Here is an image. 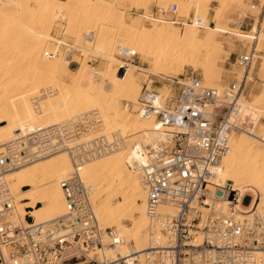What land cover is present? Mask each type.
Here are the masks:
<instances>
[{"label":"bare ground","instance_id":"bare-ground-1","mask_svg":"<svg viewBox=\"0 0 264 264\" xmlns=\"http://www.w3.org/2000/svg\"><path fill=\"white\" fill-rule=\"evenodd\" d=\"M150 1L0 0V156L10 144H16L20 152L30 149L35 153L30 141L39 131L84 116L94 118L95 125L74 139H55L54 145L65 143L56 149L89 143L101 135L124 139L121 148L91 158L79 173L98 223L121 238L117 252L114 247L97 251L102 256L120 253L123 257L130 250L143 254L149 249L154 223L147 212L143 168L152 150L182 132L161 124L153 114L146 119L144 113L129 112L130 104L134 112L139 109L143 89L135 71L173 80L186 67L200 68L203 84L216 88L221 86L223 66L230 59L228 45L221 38L232 36L249 48L255 40L264 41L259 23L249 32L227 24L225 11L241 7L245 0H153L165 10L177 4L178 17L190 19L183 23L148 13ZM144 8L137 17L127 14ZM211 11L214 27L205 24ZM61 22L66 23L64 29ZM56 25L60 29L55 36L51 32ZM58 36L73 39V47L85 58L74 54L68 59L63 49L70 40ZM90 55L105 62L102 70L83 63ZM137 55L151 69L130 61ZM122 68L126 73H120ZM259 76L264 78V57ZM147 84L153 89V79ZM170 95V86L163 85L153 105L163 108ZM122 99L129 104L122 105ZM241 104V131L233 134L228 152L211 169L210 187L230 186L243 197H252L249 203L237 204V211L248 213L257 208L264 217V87L252 100L243 94ZM68 148L47 157L35 154L10 171L0 169L13 200L14 213L9 218L13 224L27 226L30 219L53 233L64 232L62 218L67 209L61 181L73 172ZM228 208L227 201L218 207L224 213ZM158 212L175 211L161 206Z\"/></svg>","mask_w":264,"mask_h":264},{"label":"built area","instance_id":"built-area-1","mask_svg":"<svg viewBox=\"0 0 264 264\" xmlns=\"http://www.w3.org/2000/svg\"><path fill=\"white\" fill-rule=\"evenodd\" d=\"M177 12L178 5L173 4L167 10L156 7L152 15L177 21ZM67 43L63 50L68 59L74 54L85 58L72 42ZM262 56L264 50H258L255 40L250 50L236 54L234 78L220 87L205 86L195 71L166 80L173 96L163 108L153 105L157 91L144 83L136 113L153 114L161 124L182 130L152 150L143 168L147 212L154 223L147 251L130 250L123 257L97 253L110 247L117 252L121 241L112 229L98 223L79 175L86 161L122 147L124 139L118 135L111 139L101 135L89 143L62 147L68 148L73 163V172L61 181L67 209L63 233H53L31 220L27 226L13 224L9 220L13 200L0 178V264H264V217L257 208L248 213L236 209L252 197H243L230 186L210 187L211 169L228 152L233 134L241 131V97L254 83L249 80L250 71ZM98 61L88 56V64ZM48 91L42 90L38 98ZM38 98L34 99L36 107ZM129 109L133 111L132 104ZM95 123L94 118L84 116L41 130L30 141L35 153L30 149L20 152L16 144H10L0 156V169L10 171L35 154L47 157L62 150L56 148L65 143L54 145L55 139H74ZM222 201L229 203L226 213L218 209ZM161 206L175 212L159 213Z\"/></svg>","mask_w":264,"mask_h":264},{"label":"rangeland","instance_id":"rangeland-1","mask_svg":"<svg viewBox=\"0 0 264 264\" xmlns=\"http://www.w3.org/2000/svg\"><path fill=\"white\" fill-rule=\"evenodd\" d=\"M32 2V1H31ZM30 2V6H32L31 8L35 9V5L32 4ZM245 5H242L241 7L239 6H231L228 10L225 11V14H226V20H227V24L234 28V29H237V30H242V31H249L251 28H252V24H254V22L257 20V23L258 24V29L261 30L262 32H264V21L262 20V18L264 19V17H262V13L264 12V0H245L244 1ZM148 13L152 14L155 10H156V7H157V4H156V1H150L148 4ZM214 6L217 5V3H213ZM253 6H256L254 9L252 8ZM145 11V8L144 9H134V10H131V11H128L127 14L133 16V17H137L138 15L142 14L143 12ZM179 14V13H177ZM194 15V12L192 11L190 13V18L193 17ZM242 16H245L244 18H240ZM178 20H180V22H188L190 19L189 18H186V17H179ZM173 21V20H172ZM259 21V22H258ZM234 22H238V24H234ZM60 24H63V29L65 28L66 26V23H60ZM206 25L208 26H211V27H214V23H213V12L211 11L209 16H208V20L205 22ZM246 24H250L248 26V28H246ZM60 26V25H59ZM59 26L57 27V25L53 28L51 34L52 35H57V31L60 29ZM177 27H183L182 25H177ZM57 28V29H56ZM64 38V37H63ZM65 40H70V42L73 43V39H66L64 38ZM72 40V41H71ZM224 44H227L228 46L226 47V51L230 54V59L227 61L226 64H224L223 66V73H222V83H227L229 81H231L233 78H234V75L232 72H235V67L233 66L234 64V61L236 59V54H241L242 52L245 51V49H248L250 50L251 48L249 47H244V45L240 42H237V40L232 37V36H226V37H223L220 39ZM258 50H264V41H258ZM79 56V55H78ZM118 57L124 59L125 61L129 62V58L125 57L124 55H118ZM137 57L135 59V61L133 62L134 65L138 66V67H144L146 69H151V66L147 65V64H144L143 62V59L141 56L137 55L135 56ZM220 58H223L224 56H219ZM264 57V56H263ZM263 57L261 58V61H259L257 64L255 63V66H254V69H253V74H251V77L253 78V84H251L247 91L245 92V96L247 99L249 100H252L253 97H256L258 96L262 90H263V87H264V78L263 77H260L259 76V71H260V68H261V63L263 62ZM81 60V59H80ZM85 63L86 65L90 66V67H95L97 70H102L104 68V61L103 60H99L97 63H90V64H87L86 60L83 62ZM131 63V62H130ZM132 63V64H133ZM80 64H82V61H80ZM127 69L125 68H122L120 70V73L121 74H124L126 73ZM192 71H195L200 77L203 78V73L201 71L200 68H197L195 70H193L192 68H189V67H186L184 72L181 73V75H185V74H188ZM136 74L138 75L139 77V80H140V85L141 87L143 88V85L144 83L149 80V79H153V82L156 83L154 85V90H158V88L162 87L163 85H168V81L164 80V79H161V78H158V77H155V76H152L146 72H141L140 70H136L135 71ZM180 75V76H181ZM175 76H173V80L174 79H177L178 77L174 78ZM169 86V85H168ZM142 92V91H141ZM140 96H141V93H140ZM173 96L170 95L168 97L171 98ZM140 98V97H139ZM167 99V100H168ZM128 100H125V99H122L121 100V104L122 105H128L129 102ZM133 105V104H132ZM129 106V105H128ZM128 110L131 114L133 115H136L138 113L134 112V106H133V111H131L128 107ZM149 115V116H148ZM148 115H144V118H149L152 114H148ZM262 123L264 124V118L262 119ZM30 220V219H29Z\"/></svg>","mask_w":264,"mask_h":264},{"label":"crops","instance_id":"crops-1","mask_svg":"<svg viewBox=\"0 0 264 264\" xmlns=\"http://www.w3.org/2000/svg\"><path fill=\"white\" fill-rule=\"evenodd\" d=\"M245 3V2H244ZM243 5H245V4H243ZM245 16H242V17H240V18H244ZM262 17H264V12L262 13ZM262 20L264 21V19L262 18ZM257 23V20L254 22V24H252L253 26H252V28L249 30V31H251L253 28H254V26H255V24ZM260 23V22H259ZM250 24H246V28H248V26H249ZM249 31H246V32H249ZM154 83V82H153Z\"/></svg>","mask_w":264,"mask_h":264}]
</instances>
